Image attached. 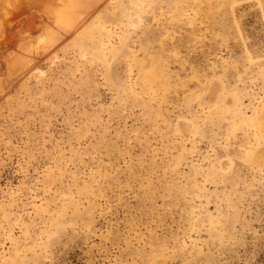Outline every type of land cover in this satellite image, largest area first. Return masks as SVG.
<instances>
[{
	"label": "rangeland",
	"instance_id": "1",
	"mask_svg": "<svg viewBox=\"0 0 264 264\" xmlns=\"http://www.w3.org/2000/svg\"><path fill=\"white\" fill-rule=\"evenodd\" d=\"M262 143L264 0H0V264H264Z\"/></svg>",
	"mask_w": 264,
	"mask_h": 264
},
{
	"label": "snow or ice",
	"instance_id": "2",
	"mask_svg": "<svg viewBox=\"0 0 264 264\" xmlns=\"http://www.w3.org/2000/svg\"><path fill=\"white\" fill-rule=\"evenodd\" d=\"M260 147H261V149H264V143H262V144L260 145Z\"/></svg>",
	"mask_w": 264,
	"mask_h": 264
},
{
	"label": "bare ground",
	"instance_id": "3",
	"mask_svg": "<svg viewBox=\"0 0 264 264\" xmlns=\"http://www.w3.org/2000/svg\"><path fill=\"white\" fill-rule=\"evenodd\" d=\"M82 13V12H81ZM93 23V22H92Z\"/></svg>",
	"mask_w": 264,
	"mask_h": 264
}]
</instances>
